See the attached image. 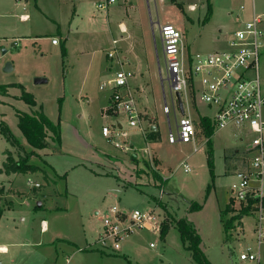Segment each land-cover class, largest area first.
I'll return each mask as SVG.
<instances>
[{"label":"rangeland","instance_id":"obj_1","mask_svg":"<svg viewBox=\"0 0 264 264\" xmlns=\"http://www.w3.org/2000/svg\"><path fill=\"white\" fill-rule=\"evenodd\" d=\"M98 1L51 0L56 21L51 26L44 24L35 45L21 42L14 49L10 40L0 44V125L6 126L10 134L0 131V168L6 150L17 160L30 152L17 127L14 110L41 112L59 128V143L48 137L49 147L34 150L29 158V164L39 169L32 174L39 187H27L26 178H20L16 186L27 190V198L15 211L6 210L0 221V245L9 251L0 253V264H100L98 254L106 256L107 263L103 264H193L172 222L164 237L139 229L124 237L118 253L98 251L94 242L104 216L113 206L127 211L128 219L133 210H152L163 222L166 213L174 222L186 220L200 236V249L211 264H256L239 260L246 242L238 237L236 216L240 204L232 202L230 190L234 171L252 155L246 150L253 135L245 133V140L240 142L231 128L218 130L211 137L210 147L201 130L194 145L170 144L169 130L176 135L175 119L179 115L176 112L174 117L171 112L168 124L162 109L164 96L170 105V93L160 26L168 23L181 31L183 53L222 50L239 28L235 15L228 13L235 12L241 0H128V12L123 0H116L108 17L94 11L92 4ZM259 1L264 4V0ZM208 3L211 16L204 23ZM120 21L136 36V52H143L139 60H124L122 69L133 74L128 85L143 84L142 91L136 88L133 95L145 134L130 127L124 113L102 111L110 107L111 91H100L99 85L112 79L119 68L109 60L113 64L110 72L106 49L111 46L110 31L116 37ZM219 28H223L222 34ZM53 39L56 46L52 45ZM2 49L7 50L4 55ZM6 63L12 66L10 73L3 72ZM259 75L264 94V50ZM36 77L46 78L47 84L35 86ZM23 93L31 96L35 108L23 100ZM7 94L21 100L25 107L16 101L11 102L13 109L4 104ZM151 111L156 114L161 138L148 141V125L155 124ZM188 113L194 122L212 114L201 103L190 106ZM104 127L109 129L110 139L103 137ZM209 149L212 170L207 162ZM46 151L51 156H44ZM154 152L159 155L158 167L149 162ZM184 165L189 173L184 172ZM153 171L159 178V189ZM5 189L0 180L3 211L12 205L8 197L11 190ZM191 203L199 208L190 211ZM227 206L231 208L228 211ZM253 218L243 217L246 234L252 229ZM228 224L232 228L226 230Z\"/></svg>","mask_w":264,"mask_h":264},{"label":"built area","instance_id":"obj_2","mask_svg":"<svg viewBox=\"0 0 264 264\" xmlns=\"http://www.w3.org/2000/svg\"><path fill=\"white\" fill-rule=\"evenodd\" d=\"M114 2L102 0L97 4V9L106 11ZM159 34L170 93V105L165 100L163 113L167 117L171 112L174 116L176 112L179 115L175 119L176 135L169 130L168 142L195 144L197 130L188 108L198 103L212 112L210 118H205L209 120L214 133L231 128L237 132L234 136L241 142L245 140V133L253 135L246 150L252 155L234 171L235 181L230 190L232 202L240 204L239 218L236 220L240 239H245L246 234L243 217L254 216L250 231L252 243L246 244L239 260L258 264L264 250V94L259 75L260 57L264 50V13H255L248 21L241 22L227 39L224 49L208 54L183 53V34L172 24L161 25ZM52 44H57V41L53 39ZM107 56L112 61L118 59L115 49ZM131 76V73L119 68L111 80L102 84L101 89L111 91V104L105 111L110 109L113 114L124 113L129 126L145 134L129 91L128 80ZM176 93L180 94L184 115H180ZM102 135L110 139L109 129L102 128ZM189 171V167L184 165V172ZM28 184L39 187L32 181H28ZM108 213L94 242L101 252L117 253L124 237L135 230H146L157 236L161 234L163 221L152 210H133L129 219L127 211L115 206L110 207Z\"/></svg>","mask_w":264,"mask_h":264},{"label":"crops","instance_id":"obj_3","mask_svg":"<svg viewBox=\"0 0 264 264\" xmlns=\"http://www.w3.org/2000/svg\"><path fill=\"white\" fill-rule=\"evenodd\" d=\"M100 1H102V0H99L98 2H95L92 4L93 9L95 12L103 13L108 17L110 8H111V6H113L116 3V0H114L115 1L114 4H112L109 7V9L106 11H100L97 9V4ZM127 2H128V0H123V3H124L126 10H127L126 12H128ZM255 13H257V14L258 13H264V4L263 3H261L260 1L258 3L257 0H241L238 9L235 12L231 11L230 13H228V16H231L232 14H234L235 19H236V23L239 25L241 22L248 21L249 19H251V17ZM55 17H56V12H55V8H54V3L51 2V0H49V1H47V0H0V44H2L3 42H9V40H10L11 45H13L14 49L19 48L20 47L19 44L21 42H29V43H32L33 45H35V43L37 41H39L40 37L42 36V34H41L42 30L41 29H43L44 24H48V26L53 25V22L55 23V21H56ZM130 29H131V27H130ZM130 29H129V26L124 24L123 21H120L117 24L118 35L116 33V37H114L112 31H110L111 46L106 49L107 50L106 60L112 61L111 59L108 58L107 54L115 49L117 51V54H118V59H115L113 61L115 62V65L119 68H122V66L124 65V63H125L124 60H131V61L139 60V58H140L139 55H141L143 53L141 50H139L140 52H136V48H135L136 45L134 43L136 36H134L132 34V31ZM222 29L223 28L218 29L219 34H222ZM11 40H14V41H11ZM219 40H220V38L218 37L217 41H219ZM52 45L56 46L57 44H55V45L52 44ZM4 50H6V49H4ZM215 51H219V50L214 49L212 52H215ZM6 52H7V50H6ZM112 65L113 64L111 63V65L109 67L110 72L112 71ZM119 68L113 72V75L117 70H119ZM36 78H44V77H36ZM36 78H34V79H36ZM44 79H46V78H44ZM109 80H111V79H109ZM109 80L103 81L99 85L100 91L106 90V89H101V86L103 83H106ZM46 81L48 82L47 79H46ZM47 82L45 84H47ZM39 85H44V84H39ZM35 86H38V85H35ZM128 86H129V91L132 94V97L134 99V103H136L135 95H133V94L136 91V88H139L140 91H142L143 84H142V86L139 85V87H137L135 85H134V87H132L130 85H128ZM10 95L11 94H7L4 96V98H5L4 104L10 105V107H12V109H13V105L11 102L16 101L18 104H20L21 107L22 106L25 107V105H22L24 103L21 100L20 101L14 100V99H12V95L11 96ZM163 100L165 103V100H166L165 96L163 97ZM110 103H111V100H110ZM7 107H9V106H7ZM31 108H35V105L31 106ZM102 111H104L106 113L105 110H102ZM14 112H15L14 116L16 119V124L18 127V117H17V113H16L18 111L14 110ZM36 112H38V111H36ZM26 113H27V110H26ZM32 113L35 114V111L34 112L31 111V113H27V114H32ZM151 113H152L151 118L155 120V124H151L148 126H150V129L153 130L151 132H155V133L153 135H150L149 138H147L148 141L150 139H156L157 137L161 138L160 131L158 130V127H157L156 114H153L152 111H151ZM107 114H113V113L108 112ZM1 115H0V117H1ZM174 117H176V113H175ZM202 118H205V116ZM143 121L145 124H147L146 120H143ZM167 122H168V117H167ZM194 123L197 124V125L195 124L197 132L201 131L203 129L200 125V119ZM1 125H2V123H1ZM2 127L7 128L6 126H3V125H2ZM118 127L120 128L119 125H118ZM144 129H145V127H144ZM202 132H203V130H202ZM175 144H181V143H175ZM46 149H43V151ZM198 150H196V151H198ZM6 151H8V150H6ZM8 152H10L12 154L11 151H8ZM43 153H44V156H46V157L51 156L50 152L46 151ZM158 156H159L158 152L152 153L149 156L150 164H151V161H153L155 163V165L158 167V165L160 163ZM12 157H13V154H12ZM5 158H6V155L4 154L3 162L5 161ZM41 159L43 161H45L44 158H41ZM14 160H17V159L14 158ZM33 160H34V158L30 159V162H34ZM3 162H2V164H3ZM79 165H81V164H79ZM0 169H2V166ZM3 175H4V173L0 174L1 177ZM95 175H98V174H95ZM6 176H3V177H5L4 180H2V179H0V180L3 181L4 185L6 186L5 191H7L8 189L11 190V193L8 194V197H9V200L11 201L12 205H11L10 209L6 208L4 211L2 210L1 205H0V209L2 210V215L0 217V221H1V219L4 215V212L6 210L7 211H10V210L15 211V209L19 206L18 204H20L21 200H23V202H24L25 201L24 199L27 198L25 195L26 193H28L27 190L22 191L19 188H17L16 185L18 183V180L22 177L26 178L27 187L30 186L28 184V181L34 182L32 174H24V175H22V174H9ZM100 176H104V175H100ZM105 176L115 178L113 175H105ZM6 178H8V179H6ZM7 185H9V187H7ZM17 192H19L21 195L18 196ZM2 195L3 194H1V196H0V201H1V197H3ZM167 195H170V194H167ZM0 204H1V202H0ZM96 215H97V213H96ZM43 225H45V223ZM100 230H101V228H100ZM244 241L246 242V244L252 243V240L250 237V230H249L248 234H245ZM201 243H202V240H201ZM0 250H2V251H0V253L9 252L8 249L3 245H0ZM101 253H104V252H101ZM94 254H98V253H94ZM73 255H74V253H73ZM97 256L99 258L100 264L107 263V260L105 259L106 256H104L103 254H101V255L98 254ZM263 257H264V250L261 253V259H260V262L258 264H261ZM129 264H130V262H129Z\"/></svg>","mask_w":264,"mask_h":264},{"label":"trees","instance_id":"obj_4","mask_svg":"<svg viewBox=\"0 0 264 264\" xmlns=\"http://www.w3.org/2000/svg\"><path fill=\"white\" fill-rule=\"evenodd\" d=\"M211 16V8L208 3V9L206 16L204 18V23L208 22L209 17ZM23 100L29 105L34 106V101L32 100L29 94L23 93ZM107 112H111L110 109ZM18 117V128L21 131L23 137L27 145L30 148V152L22 157L19 160H14L10 154V152L6 151L4 154L6 155L5 161L2 164V169H0V173H4L6 175L9 174H34L39 171L36 166L29 164V158L33 155L32 152L34 150H43L46 149L48 144V137L52 139V141L59 143V128L57 125H54L43 113L36 112L35 114H27L17 112ZM200 125L203 128V132L207 139V144L211 147V137L214 135V129L211 127L210 122L206 118L200 119ZM1 133H4L6 136H10L8 129L2 127L0 125ZM155 132H151L150 135H153ZM49 134H51L49 136ZM213 159H212V151L208 150V166L212 170L213 168ZM155 176V185L159 189L161 187L159 182V178L155 171L152 172ZM0 190V196H1ZM199 206L191 203L190 211L197 210ZM231 208L227 206L226 210H230ZM2 215V210L0 209V217ZM166 220L162 223L161 228V237L165 236L167 229L170 227L171 222L173 223V227L178 231L180 241L182 243L183 248L188 251L190 258L193 264H210L205 258L203 252L200 249L201 239L197 234L196 230L184 219H180L175 221L173 219L169 220V216L166 213ZM239 216H236V220ZM226 230L228 228H232L230 224L225 227Z\"/></svg>","mask_w":264,"mask_h":264},{"label":"water","instance_id":"obj_5","mask_svg":"<svg viewBox=\"0 0 264 264\" xmlns=\"http://www.w3.org/2000/svg\"><path fill=\"white\" fill-rule=\"evenodd\" d=\"M6 53V50H2V54L4 55ZM12 71V66L10 63H6L3 67V72L4 73H10ZM47 81L44 78H36L34 79V84L35 85H39V84H45ZM176 99H177V103H178V107H179V112L180 115H184V108L182 105V100L180 98V94L176 93ZM152 130V129H151ZM153 131V130H152ZM38 206H40V204H38Z\"/></svg>","mask_w":264,"mask_h":264},{"label":"bare ground","instance_id":"obj_6","mask_svg":"<svg viewBox=\"0 0 264 264\" xmlns=\"http://www.w3.org/2000/svg\"><path fill=\"white\" fill-rule=\"evenodd\" d=\"M0 251H2V250H0Z\"/></svg>","mask_w":264,"mask_h":264}]
</instances>
